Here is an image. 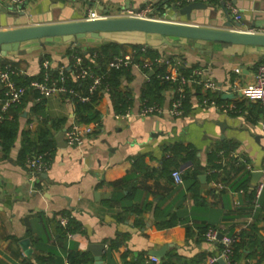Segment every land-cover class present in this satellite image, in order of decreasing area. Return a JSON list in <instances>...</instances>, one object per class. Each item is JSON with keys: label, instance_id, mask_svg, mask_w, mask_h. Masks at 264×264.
Instances as JSON below:
<instances>
[{"label": "crops", "instance_id": "obj_1", "mask_svg": "<svg viewBox=\"0 0 264 264\" xmlns=\"http://www.w3.org/2000/svg\"><path fill=\"white\" fill-rule=\"evenodd\" d=\"M38 1L42 7L34 13L37 17L43 12H48L49 21L73 16L72 9L60 10L59 3ZM141 2L152 3L109 0L106 4L109 8L128 4L138 8ZM207 3L218 7L217 13L211 14L217 21L214 26H218L223 20L219 0ZM237 4L264 8V0H237ZM51 8L58 9L49 15ZM152 15L162 18L159 13ZM205 16L198 22L206 24ZM249 18L243 14L241 23L231 28H250L242 22ZM180 20L190 22L183 17ZM120 45V52L132 50L129 44ZM91 46L94 45L81 47ZM66 48L49 44L43 54L49 55L55 66L59 60L67 62ZM162 54L176 57L174 64H181L182 58L187 64L206 68L219 88L213 97L218 94L220 105L235 107L218 111L203 105L202 97L210 92L193 88L181 116H138L140 90L147 75L131 65L126 67L127 75L118 87L130 92L131 105L117 113L104 93L94 106L101 123L98 134L80 147L59 148L54 135L76 120L75 105L57 95L40 101L26 98L13 146L7 154L0 149V264H62L69 251L88 253L85 264H136V260L142 264H162L167 260L192 264L191 258H200L197 264H202L209 255L219 254L217 243L206 239L209 229L237 237L257 220L264 237L263 212L254 217L255 210L245 209L253 188L251 172L259 169L264 159V110L258 101L239 94L240 87L253 80L256 65L263 57L256 60L227 54L220 45L210 53L167 46ZM0 59L1 63L12 62L27 76L40 70L36 51ZM236 68L241 69L240 74L235 73ZM224 92L233 93V97L223 99ZM160 103L169 106L167 94ZM127 112L129 116H125ZM7 118H11L10 113ZM42 130L51 133L54 148L48 155L46 171L31 178L27 162L18 161V150L23 133L34 138ZM175 169L181 171L179 184L171 175ZM44 173L46 176H42ZM200 175L205 176V182ZM69 218L77 230L68 237L59 233V226L66 225ZM165 223L173 225L160 227ZM187 227L191 236L187 235ZM202 231L204 238L200 239ZM22 239L28 240L26 252L20 245ZM113 240L118 242L115 248L111 247ZM91 243L104 244L98 261L88 248ZM164 245L158 262L150 261V251ZM234 264H264V259L248 256L246 249Z\"/></svg>", "mask_w": 264, "mask_h": 264}, {"label": "water", "instance_id": "obj_2", "mask_svg": "<svg viewBox=\"0 0 264 264\" xmlns=\"http://www.w3.org/2000/svg\"><path fill=\"white\" fill-rule=\"evenodd\" d=\"M108 1L50 0L53 5L59 3L57 5L60 10L72 9L73 16L67 20L49 21L48 12H43L40 17L35 16L34 13L42 7V2L38 0H19L16 3L0 0V58L17 57L36 51L39 52V62H41L43 51L49 44L71 47L100 45L105 42L145 45L160 54L167 46L210 53L213 47L220 45L227 54L252 56L256 60L264 56V33L232 29L233 24L239 25L241 21L235 22L230 17L226 2L230 1L242 15L248 14L250 18L242 22L251 27H264V8L241 7L237 4V0H219V14L223 20L218 26H214L217 25V21L211 16L212 13H217L218 7L202 1L184 3L178 0H151L155 7L151 14L159 13L162 18L128 16L85 18L88 9L93 11L105 8ZM143 5L144 2H141L138 8ZM57 9L51 8L49 15ZM204 12L208 15L205 16ZM204 16L207 18L206 24H201L198 18ZM182 17L190 22H181ZM239 94L242 92L240 91ZM221 97L229 99L233 97V93L224 92ZM65 130L66 128L63 127L54 135L59 148L67 146L63 137ZM251 175L254 186L261 172L256 168ZM199 179L205 182L204 175H200ZM222 236L221 232H217L214 243H217ZM27 243V239L20 241L24 252L27 251ZM88 248L93 253L94 259L98 261L104 244L91 243ZM165 248L166 245L159 250H151L150 255L160 257ZM216 262L225 264L221 257H218Z\"/></svg>", "mask_w": 264, "mask_h": 264}, {"label": "built area", "instance_id": "obj_3", "mask_svg": "<svg viewBox=\"0 0 264 264\" xmlns=\"http://www.w3.org/2000/svg\"><path fill=\"white\" fill-rule=\"evenodd\" d=\"M4 2L16 3L19 0H2ZM180 2L188 3L195 1L208 2V0H178ZM154 5L151 2H146L143 7L135 9L133 7L120 6L117 8L105 7L102 9H95L91 11L88 9L85 13V18L97 19L106 17H118V16H128V17H153L151 14ZM226 8L229 12L230 17L235 22H240L242 19L241 11L236 8L230 1L226 2ZM249 32L264 33V27H250L245 29ZM141 52L146 51V46L142 45L140 48ZM135 50L132 49L129 52H120L118 55L113 56L106 62L107 68H122L131 65L137 66L144 75H146V70H152V65L154 63L163 64L166 66V72L160 75L161 80L169 81L173 83V87L168 88L164 91L168 95L170 100L169 106H163L156 103L146 104L141 101L140 107L138 109V116H146L149 114H161L171 118L181 116L183 114L182 101L187 96V93L198 86L201 90H206L210 92V95H204L201 100V104L216 109L218 111L232 110L235 106L233 104L220 105L216 102L213 97L215 93L219 90L216 82L208 74V71L204 67H194L192 68L189 75L185 76L178 70L179 64H173L167 56H162L159 58L151 59L147 56L140 55L139 58L142 63L136 62ZM42 61V68L44 72L41 78H35L30 80L27 84H18L14 79L15 76L24 74L25 72L15 66L12 62H6L3 65L0 64V84L2 85V94L0 95V121L8 116V110L11 106L19 104L23 95L28 90H33L38 93V98H46L52 95L60 96L65 100L72 102L73 97L78 98L81 101H88L90 95L96 90L100 84L101 77L98 74H94L90 66H84L83 59L80 55L73 56V66L75 79L78 78H90L91 82L87 88V94H81L80 91L68 87L65 84L67 75L65 74V64L55 65L57 74L51 76L48 72V68L53 65L50 59H44ZM144 68V69H143ZM236 74L241 73L240 68L235 69ZM242 96L247 100L258 101L264 110V57L257 63L256 70L254 73V78L251 82L246 83L240 87ZM129 116V112L125 114ZM101 129V123L99 119L93 120L91 122H76L73 121L64 132V140L68 146L80 147L82 146L88 138L95 136ZM262 137L263 143L262 147L264 149V121L262 122ZM27 166L29 168V177L34 178L37 174H40L47 169V163L44 159L42 153H36L27 158ZM261 175L257 180L256 184L253 186V210L260 206L259 199L264 190V159L259 168ZM173 180L175 183L182 182L181 171L175 169L171 172ZM217 230L209 229L205 236L206 239L214 242L216 241ZM67 236H71L70 233ZM237 237L223 235L220 242L223 245V249L216 256L206 257L202 264H215L218 257L223 258L228 261V258L232 252V243ZM150 261L157 263V257H149ZM62 264H69L67 260H64Z\"/></svg>", "mask_w": 264, "mask_h": 264}, {"label": "trees", "instance_id": "obj_4", "mask_svg": "<svg viewBox=\"0 0 264 264\" xmlns=\"http://www.w3.org/2000/svg\"><path fill=\"white\" fill-rule=\"evenodd\" d=\"M120 44L114 42H105L100 45H94L87 48H82L81 46H71L65 49V58L67 62L64 63L62 60H59L57 64H65V74L67 78L65 80V84L68 87H71L75 90L81 92V94H87V88L90 84V78H78L75 79L73 76L74 66H73V56L80 55L83 59L84 66H90L91 71L94 74H98L101 77L100 84L94 90V92L90 95V99L88 101H81L76 97H73L72 103L75 105V112L77 115L76 122H91L96 120L99 117L98 112L94 109L95 104H97L99 98L106 93L108 97L111 99L113 104V110L117 113L124 111L129 105H131L132 98L130 92L119 90V85L121 83V78L127 75V68H107L106 62L111 59L113 56L118 55L120 53ZM132 49L135 50V60L142 63L139 56H147L151 59L159 58L165 56L163 54H159L156 50L148 48L146 46V51L141 52L140 48L142 45H131ZM86 50V53L84 51ZM168 57V56H167ZM264 57V56H263ZM50 56L47 54H43L44 59H49ZM172 60L173 64L175 62L174 56L168 57ZM181 64L178 65V70L185 76L189 75L192 68L198 67L197 64H187L184 62V59L179 58ZM0 64L3 65L4 63ZM6 63V62H5ZM16 66V65H15ZM70 67V69H68ZM144 69V68H143ZM147 75V81L142 86L141 92V100L146 104L156 103L161 105V101L164 96V91L168 88L173 87V83L165 80H161L160 75H163L166 72V66L163 64L154 63L152 65V74L148 75L149 70H145ZM44 69L42 68V61L40 62V70L36 75L27 76L25 74H20L15 76L14 79L18 84H27L30 80L35 78H41ZM48 72L51 76H55L57 74L56 67L51 66L48 68ZM196 90L199 88L198 86L194 87ZM2 91L0 90V95ZM31 97L34 99H38V101L44 98H38L39 95L33 90H28L22 97L21 102L19 104L13 105L9 108L8 113L11 114V118L5 117L0 121V149L3 150L5 154H7L19 133V116L24 108V101L26 98ZM187 96L182 101V109L184 108V104L187 100ZM216 102L219 103L220 96L216 94L215 98ZM184 110V109H183ZM184 112V111H183ZM54 148V141L52 139L51 133L48 130L40 131L36 137L31 138L26 132L23 133V138L21 140L20 148L18 150V161L20 164H24L31 155L36 153H42L44 155L45 161L48 159V155ZM179 149H185L184 147L179 146ZM117 183V182H114ZM260 206L255 209L253 216L257 217L259 212H263L264 216V190L259 199ZM248 212L253 209V189L250 192L249 196V204L245 207ZM256 221L252 222L247 229H243L238 234L237 238L232 243V252L228 258V262L230 264H234L235 261L239 258L241 252H245L248 249V256H258V259H264V237L260 235L259 228L256 225ZM66 225L59 226V233L61 235H67L74 230H77V225H75L71 219L69 218L66 222ZM173 223H165L160 227H169L172 226ZM187 235L191 236L190 228L187 227ZM219 232V231H217ZM201 232H199L200 234ZM233 236V235H232ZM199 238H204L203 231ZM118 242L114 240L111 241V247L115 248ZM217 247L220 251L223 249V245L220 242H217ZM216 256V255H209ZM66 260L69 264H85L88 260V253L80 252V251H69L67 253ZM192 264H197L200 261V258H191ZM136 264L139 263L137 260ZM162 264H173L170 261H165ZM215 264H218L215 262Z\"/></svg>", "mask_w": 264, "mask_h": 264}]
</instances>
